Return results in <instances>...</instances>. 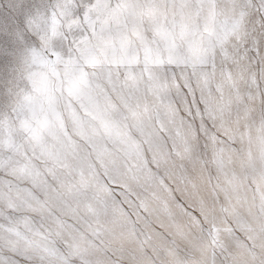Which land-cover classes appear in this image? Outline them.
I'll return each mask as SVG.
<instances>
[{
  "label": "snow or ice",
  "instance_id": "6c2138e0",
  "mask_svg": "<svg viewBox=\"0 0 264 264\" xmlns=\"http://www.w3.org/2000/svg\"><path fill=\"white\" fill-rule=\"evenodd\" d=\"M0 264H264V0H0Z\"/></svg>",
  "mask_w": 264,
  "mask_h": 264
}]
</instances>
